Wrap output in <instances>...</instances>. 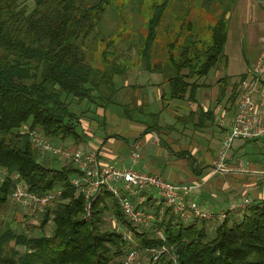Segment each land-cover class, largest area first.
<instances>
[{"label":"trees","instance_id":"obj_1","mask_svg":"<svg viewBox=\"0 0 264 264\" xmlns=\"http://www.w3.org/2000/svg\"><path fill=\"white\" fill-rule=\"evenodd\" d=\"M28 1L0 0V210L10 202L18 179L24 181L27 191L43 193L58 187L62 196L41 212L38 223H24L20 232L9 226L0 231V264H125L132 240L148 253L147 264H264V200H248L240 215L229 207L219 210L226 213L221 220L183 219L166 206L155 220L162 237L151 227L134 225L107 190L92 203L87 215L83 193L70 184L77 174L74 164L64 160L57 167L50 166L39 157L23 126L77 144L83 138L80 115L92 111V106L116 102V78L127 65L117 61L116 50L108 49L118 39H106L99 26L110 7H122L127 0H30L31 6ZM145 1L150 16L136 56L145 71L160 74L167 83L169 99H192L200 78L227 64L224 46L230 6L224 4L212 15L216 16L209 20L204 34L185 18L172 24L165 30L166 56L160 60L154 44L169 0ZM92 47L99 50V61L88 57ZM243 76L236 81L229 75L218 79V100L228 93L225 101L232 107ZM81 101L80 114L73 104L79 110ZM162 111L149 113L150 129L159 128ZM213 120L212 110L201 107L177 116L169 128L189 124L200 130ZM251 141L261 142L257 149L264 153V137L244 139L230 149L244 150V144ZM146 202L158 211L152 199ZM109 211L124 229L107 225ZM48 225L50 232L45 233ZM125 230L132 240L124 238Z\"/></svg>","mask_w":264,"mask_h":264},{"label":"crops","instance_id":"obj_2","mask_svg":"<svg viewBox=\"0 0 264 264\" xmlns=\"http://www.w3.org/2000/svg\"><path fill=\"white\" fill-rule=\"evenodd\" d=\"M251 2L253 4L250 6L249 15L248 11L245 12L242 22L246 29L239 28V34H235L233 40L229 41L232 47L236 45L237 50L239 36L241 38L244 35L249 38L252 36L254 43L258 27L264 28V0H251ZM247 19L249 21H246ZM227 41L228 38L226 44H228ZM240 50L243 57V49ZM225 55H227L226 51ZM257 58L245 66L242 59V62L239 61L240 70L231 72L228 65L232 63V60L230 61L228 57L226 66L220 65L217 68L216 80L200 78L201 85L197 86L193 98L180 101L167 97V83L162 82L160 74L158 77H152L150 74L153 73L148 72L147 76L141 74L137 79L140 90L138 92L141 93L136 99L139 107V120L130 117L128 108L126 109L127 105L122 101L113 103L117 105L114 111L109 109L112 104L106 107L92 106L93 124L90 129L81 126L83 138L79 143L74 144L69 139H58L71 148H79L84 152H95L99 163L103 165H124L149 172V174H158L178 185H189L191 186L190 196L199 203L202 210L210 209L217 213L219 210L235 205L231 211L240 215L242 211L240 204L244 200L247 199L250 203L264 200V189H260L258 181L253 179L257 178L255 174L261 173L262 169L250 161L247 163L249 168L236 169L228 157L221 161V167L217 166V153L222 133V126L219 122L220 119H229L236 109L235 104L228 108L229 111H226L222 118L220 117L222 116L220 112L225 108L220 102L226 100L228 93L222 100H218L220 90L218 79L225 75H229L232 81H236L241 75L246 78L247 70L255 65ZM146 79L150 81V84L145 83ZM162 94H164L163 99H161ZM201 107L212 110L213 122L207 123L200 130H193L189 124L186 127L176 124L173 130L169 128L175 124L177 116L196 111ZM160 108L163 109L159 115L160 126L152 130L148 127L151 121L149 113L159 112ZM150 109L152 111L146 112ZM214 140L218 146H215ZM252 148L255 149L254 146ZM240 151V155H244V150ZM135 153L139 154L137 158L134 156ZM126 155H129V163L124 159ZM239 180H243L245 184H241ZM148 198L152 199L155 205L154 190L148 191ZM143 204L149 210L150 203L145 201ZM23 211L25 214H32L29 209Z\"/></svg>","mask_w":264,"mask_h":264},{"label":"built area","instance_id":"obj_3","mask_svg":"<svg viewBox=\"0 0 264 264\" xmlns=\"http://www.w3.org/2000/svg\"><path fill=\"white\" fill-rule=\"evenodd\" d=\"M246 78L240 82L237 94L236 109L229 119H220L223 127L220 148L217 153V166L228 156V152L235 139H257L264 137V49L261 50L255 65L247 70ZM23 130L29 133L32 144L39 157L46 154L59 156L71 161L76 167L77 174L71 177L70 184L75 190L81 191L85 198V209L89 215L92 203L104 191H110L112 198L124 215L138 227H149L154 220L159 219L156 213L146 210L143 203L148 197V191L154 190L159 214H162L164 206L172 208V211L183 219L192 217L212 220L223 219L225 212H212L210 209L202 210L197 201L191 196V186L178 185L158 174L143 172L128 166L103 165L99 163L95 152H84L79 148L61 146L52 142V138L46 136L39 129H30L27 125ZM135 158L139 156L134 154ZM13 187L9 200L17 203L22 210H30L36 214L45 208L54 206L62 196V190L58 187L49 189L43 193L27 191L24 181L18 179ZM248 200H244L240 207L244 208ZM235 205L229 208L232 210ZM116 226V219L112 221ZM111 222V223H112ZM157 236L162 237V231L154 227ZM125 239H130L131 234L125 230ZM152 250V249H150ZM138 257L137 249H130L124 256L125 264H132Z\"/></svg>","mask_w":264,"mask_h":264},{"label":"rangeland","instance_id":"obj_4","mask_svg":"<svg viewBox=\"0 0 264 264\" xmlns=\"http://www.w3.org/2000/svg\"><path fill=\"white\" fill-rule=\"evenodd\" d=\"M117 2H121L122 0H116ZM156 2L158 0H155ZM28 4L31 6L32 3L29 0ZM224 4H228L229 10L226 13V16L228 17V33L227 38L228 41L226 44V49L224 46V52H227V58L230 57V61L232 60V63L228 65V69L231 72H237L240 70V62H242L243 59V65L250 64L254 62V60L257 58L258 54L262 49H264V28L258 27L257 36L254 38V43L252 42L253 37L250 38L247 36H241L238 37V50L236 45L231 46L229 44V41L231 42L233 40V37H235L238 33L239 28L245 27V24H243V17L245 12L251 9L250 6L253 4L251 0H169L168 8L164 11L161 19V24L157 28L158 37L155 41V48L154 52L157 54V58L160 60H163L165 58V42L167 39V35L165 30L169 28L172 24L176 26L177 23L181 22L182 18H185V20H190L193 22V24L197 25L201 29V33H205L206 25L208 24L209 20H213V18L216 16H212L214 14H218L220 10H222V6ZM150 11L148 10V4L145 0H127L124 3H122V7L119 4H116L115 7H110L107 13L104 15V19L101 20V24L99 26L101 32L103 31L106 35V39H110L112 41L117 40L114 42L113 45H109L108 49L116 50L114 53L117 56L120 63L127 65L124 73L116 78V84L119 87L118 92L116 93L114 99L116 102L122 101L125 103L126 109L128 113H130V117L136 118L139 120V114H138V105L136 102V99L140 97V91L138 89L137 79L142 75L147 76V71H145V67H143V62H140L137 58V46L141 40V35L145 33V23L147 17L150 16ZM248 18V17H247ZM256 19V17H254ZM246 21H249L247 19ZM176 23V24H175ZM133 29V30H132ZM244 28L243 30H245ZM117 33L120 34V38H116ZM143 33V34H142ZM202 34V35H203ZM236 34V35H235ZM240 39V41H239ZM243 49V57L240 54V49ZM237 51V53H236ZM88 57L91 59L95 58L96 61H99V50H94V47H92L89 50ZM234 61V62H233ZM238 65V66H237ZM220 65L216 66L215 68H212L207 76L206 80H216V71L217 68ZM250 68V67H249ZM225 72V71H223ZM152 77L157 76L158 74L153 73L150 74ZM141 81V79L139 80ZM146 84H150V81L146 79ZM139 93V94H138ZM236 100V99H235ZM221 101V106L225 107L220 112L222 116L225 115L226 111H229V103H225ZM237 101V100H236ZM235 101V104H236ZM84 101H81L80 106L81 108L78 110V107L76 104H73V108L80 113L81 109H83ZM234 104V105H235ZM114 105V106H112ZM109 106V109L111 111H114L117 109V105L112 104ZM233 105V106H234ZM142 107H145L143 105H140ZM135 107V108H134ZM152 109L146 111L150 112ZM81 114V113H80ZM93 112H85L83 115H80V124L81 126L88 127V129L91 128V124H93ZM146 120V119H145ZM109 126V125H107ZM222 137V133H221ZM52 142L61 145V146H68L62 140L58 138H53ZM243 143V139H235L232 143L233 150L236 149L238 146H240ZM215 146H218L216 140H214ZM262 145L259 141H251L246 142L244 144V155H240L241 151H232L230 149L231 155H229V161H231L236 169H242V168H249L247 166V163L250 161L254 164H256L257 167L261 168V173L255 174L257 175V178H253L254 181H258L257 184L260 185V189H264V153L263 149H257ZM255 147L253 149L252 147ZM257 149V150H256ZM243 151V150H242ZM239 153V154H238ZM43 159L48 163L50 166H59L62 163V160H65L63 158H60L59 156H55L54 154H46ZM129 163V155H126L124 158ZM66 161V160H65ZM245 165H243V163ZM232 165V164H230ZM221 167V166H219ZM245 179V178H244ZM241 180H239L240 182ZM243 181V180H242ZM240 182L241 184L244 182ZM245 184V183H244ZM113 200V199H112ZM146 201V200H145ZM144 205V204H143ZM145 206V205H144ZM154 206H158L160 208L159 204H156ZM166 206H164L165 208ZM146 209V207H145ZM150 211H153L157 214V216H160L162 214H159V211L153 210V207L149 205L148 208ZM147 210V209H146ZM164 210V209H163ZM163 213V212H162ZM41 212L36 214H25L24 211L19 208V205L17 203H11L9 202L8 205H5L0 210V231L4 229V227L9 226L16 232H20L23 229V224L30 222V223H38ZM107 225L111 227L114 225L112 222L113 219H115L114 214L109 211L108 214L105 216ZM158 220V219H157ZM156 220V221H157ZM112 222V223H111ZM116 226L117 229H124L116 220ZM210 224L215 223L214 221L209 222ZM154 231V227L158 228L156 225L155 220L151 223L149 226ZM50 232V225L45 230V233ZM132 240V235L131 238ZM129 249H137L138 250V259H136L132 264H147L149 255L148 253L142 252V248H140L135 240H132L129 242ZM22 247H20L21 249Z\"/></svg>","mask_w":264,"mask_h":264}]
</instances>
